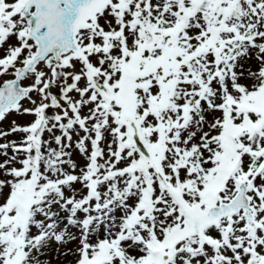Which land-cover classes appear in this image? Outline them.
<instances>
[{"label":"snow or ice","instance_id":"1","mask_svg":"<svg viewBox=\"0 0 264 264\" xmlns=\"http://www.w3.org/2000/svg\"><path fill=\"white\" fill-rule=\"evenodd\" d=\"M0 264H264V0H0Z\"/></svg>","mask_w":264,"mask_h":264},{"label":"rangeland","instance_id":"2","mask_svg":"<svg viewBox=\"0 0 264 264\" xmlns=\"http://www.w3.org/2000/svg\"><path fill=\"white\" fill-rule=\"evenodd\" d=\"M11 118H15V117H11ZM11 118H10V119H11ZM4 126L7 127V122H5Z\"/></svg>","mask_w":264,"mask_h":264}]
</instances>
